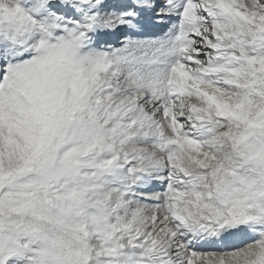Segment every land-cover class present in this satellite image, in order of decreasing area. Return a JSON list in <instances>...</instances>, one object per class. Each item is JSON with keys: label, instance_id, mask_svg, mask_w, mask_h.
<instances>
[{"label": "snow or ice", "instance_id": "6c2138e0", "mask_svg": "<svg viewBox=\"0 0 264 264\" xmlns=\"http://www.w3.org/2000/svg\"><path fill=\"white\" fill-rule=\"evenodd\" d=\"M0 264H264V0H0Z\"/></svg>", "mask_w": 264, "mask_h": 264}, {"label": "rangeland", "instance_id": "374dc122", "mask_svg": "<svg viewBox=\"0 0 264 264\" xmlns=\"http://www.w3.org/2000/svg\"><path fill=\"white\" fill-rule=\"evenodd\" d=\"M206 248H207V246H202V248L200 250H207Z\"/></svg>", "mask_w": 264, "mask_h": 264}]
</instances>
